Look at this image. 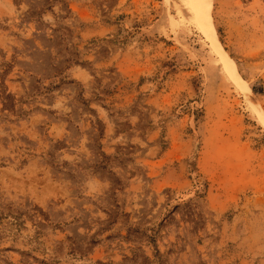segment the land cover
Returning a JSON list of instances; mask_svg holds the SVG:
<instances>
[{
	"label": "rangeland",
	"instance_id": "1",
	"mask_svg": "<svg viewBox=\"0 0 264 264\" xmlns=\"http://www.w3.org/2000/svg\"><path fill=\"white\" fill-rule=\"evenodd\" d=\"M0 0V264H264V0ZM251 106V107H250Z\"/></svg>",
	"mask_w": 264,
	"mask_h": 264
},
{
	"label": "bare ground",
	"instance_id": "2",
	"mask_svg": "<svg viewBox=\"0 0 264 264\" xmlns=\"http://www.w3.org/2000/svg\"><path fill=\"white\" fill-rule=\"evenodd\" d=\"M183 2L192 15L197 29L203 33L204 37L210 43L213 52L224 66L229 79L243 92H246L243 79L237 70L234 60L228 55L218 39L210 12V6L204 0H183ZM249 104L252 106L259 122L264 126L263 110L256 101L250 100Z\"/></svg>",
	"mask_w": 264,
	"mask_h": 264
}]
</instances>
